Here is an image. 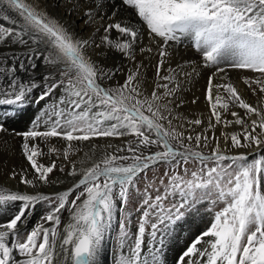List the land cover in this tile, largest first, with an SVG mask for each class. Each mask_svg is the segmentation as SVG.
<instances>
[{
    "label": "snow or ice",
    "instance_id": "snow-or-ice-1",
    "mask_svg": "<svg viewBox=\"0 0 264 264\" xmlns=\"http://www.w3.org/2000/svg\"><path fill=\"white\" fill-rule=\"evenodd\" d=\"M65 3L87 36L50 12L46 0H0V20L8 22L0 23V153L11 151L7 137H20L32 171L12 170L9 179L33 190L0 184V215L10 217L0 222V264H103L113 239L115 264H167L176 227L203 203L224 207L177 264H264V0ZM129 10L147 29L149 46L139 52L157 57L150 85L147 66L137 62L145 33L123 17ZM185 42L211 70L207 121L177 112L184 83L198 74L195 62H185L191 72L170 66L175 46ZM107 52L133 67L105 68L97 57ZM232 70L252 73L241 82L254 102L232 81ZM121 74L122 83L115 80ZM32 107L27 130L10 131ZM232 125L241 130L221 131L222 147L216 128ZM161 166L162 175L155 171ZM54 172L72 178L71 187L39 191L64 182ZM41 203L51 210L25 235ZM133 203L135 216L126 211Z\"/></svg>",
    "mask_w": 264,
    "mask_h": 264
},
{
    "label": "bare ground",
    "instance_id": "bare-ground-1",
    "mask_svg": "<svg viewBox=\"0 0 264 264\" xmlns=\"http://www.w3.org/2000/svg\"><path fill=\"white\" fill-rule=\"evenodd\" d=\"M46 4L48 5V10L50 12H52L57 16H62L64 19L71 22L73 26L76 27L77 30L81 32L82 35L87 36L89 34L90 30L79 20L78 17L67 14V7L65 0H46ZM122 15L124 18L129 20L132 24H135L137 27L141 29L142 32L145 33L141 37L139 43L137 44V49H136L137 62H142L147 66L144 70L145 79L150 85L155 75V69L154 67H152V65L155 64L157 57L153 56L151 58H148L147 53L141 54L139 52V49L141 47L149 46L147 29L144 25L139 23L138 17H136L134 13H132L130 10L125 11L124 13H122ZM0 23H5V26H8V22L0 20ZM111 36L113 38H117L118 34L115 31H113L111 33ZM97 59L98 62L105 68H113L116 66H121L122 71H126L128 68L133 67V64L131 62H129L127 59H125L124 57H122L121 55L115 52H107L106 55L99 56L97 57ZM200 59L201 58L199 53L192 47L190 43L185 42L181 45L175 46V50L173 52V58L170 66L174 68L176 67L177 64H185V62L191 61V62H195V64L197 65L196 72L198 73V74H193L191 77L187 79V81L184 83V87L182 91L179 94L184 101L183 103L184 105H182L177 109V112L180 114L181 119L187 118L188 120H192V119L200 118L207 121L208 117L210 116V109L208 102L206 101L205 94L208 83V77L211 74V70L204 68L200 64ZM149 60H151V63H149ZM165 67H168V65L166 64ZM184 70L186 72H191L192 68L191 66L185 64ZM43 71H44L43 69H40L38 71L37 79H39V75ZM242 75H252V73L244 70H232L229 73V76L231 77L232 81L238 84L241 89H243L244 98L250 103L254 102L256 100V97L253 96L250 92H248L245 86L243 85V83L241 82ZM123 79L124 76L122 74L117 75L115 77V80L121 83L123 82ZM107 83L110 86L114 85L112 81H109ZM193 100H195L196 102L193 103L192 102ZM232 110L238 111L240 112L241 115H243V110L239 109L238 107H234ZM35 111H36L35 107L28 109L27 113L24 115L23 118L9 125L10 131L11 129H15V131L17 132L27 130V128L30 126L31 117ZM228 119H233V118L231 116H228ZM174 123H176V121H174ZM185 127H187V125H185ZM200 130H201L200 128H196L195 131L198 132ZM240 130L241 127L239 125H232L227 129H222L220 128V126H217L215 135L217 137H220L221 131L233 132ZM257 131H259V129H257ZM192 134L195 135V132H193ZM208 134L209 136L212 135L211 132H209ZM7 139L9 140V143L11 145V151L7 153H0V184H5L12 190L31 192L33 191L31 188H29L26 185L18 183V180L9 179L12 170L20 171L21 169H27L29 173L32 170L30 169L28 162L26 161L20 150V146L22 144V140L20 139V137L9 136L7 137ZM105 142L106 141L103 140L97 141V143H105ZM110 142L113 144L121 143L119 140H112ZM220 142H221V146L224 147L225 145L223 142V137H220ZM60 143H62V141ZM60 143H57V146H60ZM229 146H230V142H229ZM41 147H44V145L41 144ZM44 150L47 151L46 148ZM261 152H263V150ZM78 158L79 155L77 157H73V159H78ZM50 159H55V157L52 158L44 157L41 159V162L48 163ZM57 163L59 164L60 161L58 160ZM77 167L79 168L80 165L77 164ZM53 176L59 177V179L64 182L58 183L54 186L51 185L41 186L39 191H42L45 194H51L58 191H64L67 188L71 187L73 182L72 178H68L59 172H54ZM77 179H79V177H77ZM43 205L44 203L36 205L34 212L31 214L27 222L25 235L27 234V232H30L34 226L40 223L41 218L48 213L46 209L42 208ZM19 206H20L19 203H17L15 205L16 209H18ZM196 216L198 217V219L196 218ZM9 218H10L9 216L0 215V222H6ZM192 219L194 220L193 222L194 225L192 227L183 228L181 223L176 227L174 237L169 241L170 247L166 249L167 264H177L178 258L183 253V251H185L187 247L190 246V244L198 236H200V234L203 231L207 230V228L210 227L209 223L211 222V219L209 213L202 212L198 215L193 213L191 214L188 220H192ZM67 222H68V213L66 212L61 216V225L59 230H62ZM205 225L206 227H203ZM45 226H49V225H45ZM133 229L135 230V228ZM117 230L118 229H115V231ZM114 248H115V243L113 239V241H111L108 244L105 250V254L103 256V264H115Z\"/></svg>",
    "mask_w": 264,
    "mask_h": 264
},
{
    "label": "rangeland",
    "instance_id": "rangeland-1",
    "mask_svg": "<svg viewBox=\"0 0 264 264\" xmlns=\"http://www.w3.org/2000/svg\"><path fill=\"white\" fill-rule=\"evenodd\" d=\"M153 150H155V149H153ZM205 151H207V149ZM260 155H264V150H263V152L260 153ZM252 158L253 157H249L250 160ZM165 170H166V166H161V167L155 169V171L158 172L160 175H162ZM148 178L149 179L152 178V172H149L148 173ZM141 187H143V186L141 185ZM262 187H264V185H262ZM212 198L215 199L214 196ZM70 199H71V197H70ZM197 207H198V211L194 212V214H197L198 215V214H200L202 212L209 213V216H210V219H211V222L209 223V225H211V223L213 222V215H214V213L217 212V211H219L222 207H224V205H223V203H218L214 207H211L208 203H203L201 205H198ZM210 207H211V210H209ZM42 208L46 209L48 212L51 210L50 207H49V205L47 203H44V205L42 206ZM126 211H131L133 213V216H135L136 215V213H135V204L134 203L133 204H130L129 205V208L126 209ZM190 216L191 215H187L186 216V219L183 222H181L183 228H185V227H192L194 225V223H193L194 220L193 219L192 220H188L190 218ZM196 218L198 219L197 216H196ZM134 224H135V220L133 221V225ZM203 227H206V225L203 226ZM133 228H135V227L133 226ZM133 231H135V230L133 229Z\"/></svg>",
    "mask_w": 264,
    "mask_h": 264
}]
</instances>
